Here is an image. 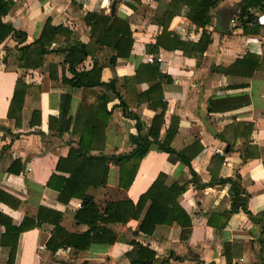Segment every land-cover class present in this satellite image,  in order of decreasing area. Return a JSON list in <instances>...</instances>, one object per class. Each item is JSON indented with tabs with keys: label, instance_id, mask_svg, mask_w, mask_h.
<instances>
[{
	"label": "crops",
	"instance_id": "crops-1",
	"mask_svg": "<svg viewBox=\"0 0 264 264\" xmlns=\"http://www.w3.org/2000/svg\"><path fill=\"white\" fill-rule=\"evenodd\" d=\"M111 1L11 0L2 15L3 21L25 31L22 43L37 38L45 22L55 27L47 45L50 49L36 66L18 58L12 35L0 42V213L18 224L25 217L35 219L40 206L47 219L59 212L62 228L51 241L55 249L46 246L53 232L50 221L41 220L21 230L12 264H128L130 259L141 256L137 243L154 250L152 264H209L210 260L216 264H264V15L259 19L256 15L264 10V0L249 7L258 22L256 31H252L251 22H245L242 28L236 15L242 0H219L205 25L211 41L199 58L162 44L155 50H146L145 44L153 42L161 30L153 17L168 0H115L113 14L126 22L131 43L125 55L115 57L113 65L108 63L113 51L90 35L91 27L83 17L87 10L110 14ZM234 6L230 25L226 15ZM187 7L180 5L166 28L180 38L196 40L201 27L185 17ZM217 11L225 32L215 30ZM72 39L84 42L86 50L74 68L89 70L91 81L104 83L113 79L120 97L104 84L91 82L83 87L65 80L72 72L62 61L63 53L53 48ZM246 52L259 62L250 74L221 71V66ZM148 54L152 60L146 59ZM27 55L39 58L33 52ZM151 61L157 62L159 72L168 80L148 77L141 68L136 73L139 64ZM236 68L238 65L233 66V70ZM159 77L165 107L153 132L161 140L170 120L176 119L169 145L189 157L190 167L204 185L191 181L189 166L180 159L170 160L150 135L151 141L138 159L131 181L126 187L119 184L120 167L111 155L131 150L134 142L130 134L136 133L135 119L123 113L120 98L125 108L138 117L139 132L145 133L160 106L140 96ZM17 80L26 89L19 111L16 101L11 108L13 115H7ZM199 94V106L213 126L214 135L195 113ZM79 143L85 154L106 157L102 164L106 167L105 181L90 183L85 190L94 208L101 212L108 201L130 200L134 205L139 194L161 173L164 185L184 186L175 199L189 218L185 236L180 237L181 226L175 221L156 223L150 233L137 230L147 199L136 217L113 222L97 220L114 233L113 241L92 239L84 248L74 247L69 234L81 233L90 224L74 216L80 198L71 196L63 201L57 197L55 184L62 172L56 171L55 164ZM59 163L64 165L63 161ZM129 165L125 161L123 169ZM235 172L246 193V208L260 215L257 220L240 208L230 209L229 182H219L218 178ZM3 231L0 223V236ZM7 251L8 245L0 244V264H5Z\"/></svg>",
	"mask_w": 264,
	"mask_h": 264
},
{
	"label": "trees",
	"instance_id": "trees-1",
	"mask_svg": "<svg viewBox=\"0 0 264 264\" xmlns=\"http://www.w3.org/2000/svg\"><path fill=\"white\" fill-rule=\"evenodd\" d=\"M218 1L219 0H168L166 7L156 13L153 17V20L161 25V30L159 34L155 36L153 42H147L145 44L146 50L150 51V49H152L151 47L155 50L157 45L162 44L163 47L179 48L183 54L199 58L206 48V45L211 41V36L206 30L205 25L210 21V10ZM259 2L260 0H242L239 4L236 15L241 21L242 28L244 27L243 24L245 22H251L254 24V29H252V31L257 30L258 22L253 13L249 11V7L255 6ZM10 4L11 0H0V42H2L9 34L12 35L16 41L15 49L18 50V58L22 59L25 64L28 63L36 66L41 63L42 54L50 49L47 45H49L52 39V32L55 27L51 26L48 22H45L41 29V33L37 38L30 43H22L26 36L25 31L20 28H15L10 23L2 20V15L7 12ZM182 4L188 6L185 12V17L189 22L197 27H201L200 35L196 40L180 38L176 33L169 31L166 28L170 17L173 13L178 12V8ZM83 17L85 22L91 27L90 35L93 36L98 43L105 44L113 51V54L108 58V63L110 65H113L116 56L125 55L128 52L131 43V36L130 31L126 29L127 25L123 18L115 14H105L95 10H87ZM53 49L63 53L62 61L67 64L68 69L72 72L71 77L65 79L67 82L72 85H82L83 87L91 84V82L104 84L109 86L114 93L120 97L114 90L113 79H109L104 83L99 80L91 81L89 78L91 76V73L88 72L89 70L82 71L81 69L77 71L74 68V65L81 61L86 54L84 42L72 39L71 41H68L67 44L56 46ZM31 52L39 58L37 59L34 56L27 55V53ZM234 65H238V68L235 70H233ZM258 65L259 62L257 59L246 52L241 56L236 57L227 66H221L220 68L221 71L226 73H243L247 75ZM140 68L147 72L148 77L152 78L154 76H160L168 80L164 74L159 72L156 61H151L144 65L139 64L136 73L139 72ZM160 77L158 81L146 87L140 96V98H145L147 102L153 106H160V111L153 115L151 123L145 133L142 134L139 132L140 125L138 117L132 111L125 108V105L120 98V105L123 113L135 119L134 125L136 133L130 134V140L134 142V146L131 150L126 153L111 155V160L118 163L120 167L119 184L123 187H126L129 184L134 174L138 159L143 155L152 139L157 143L161 150L168 153V158L170 160L180 159L189 166L191 181L196 185H204L203 182H200L196 172L190 167L189 157L185 155L183 151L175 150L169 145V140L174 134L176 128V119L174 118V120H170L164 137L161 140H158L155 136L156 132H153V129H157L160 124L162 112L165 107V102L161 98L162 90ZM25 89L26 86L17 80L7 106V115H13L11 108H13V104L16 101H18L17 111H19L22 94ZM244 100L246 101L247 99ZM65 108L66 105H64L62 109V113ZM147 135H150L151 139H149ZM105 160L106 157L102 155L85 154L84 147H81V143H79L76 147H70L66 156L63 158L59 157L56 161V171L62 172L59 176V183L55 184L57 197L63 201H67L71 196L80 198V207L75 210L74 216L77 220L81 219L90 224L89 228L81 233L69 234L73 238V241L69 242L74 247L84 248L92 239L99 242L113 241L115 239L114 233H110L108 227L98 224L97 220L101 222H113L119 220L125 221L129 216L136 217L147 199L149 200V203L145 208L137 230H140L143 233H150L156 223L169 224L175 221L181 226L180 237L183 238L185 236L189 227V218L175 199L176 195L183 190L184 186L175 183L169 186L164 185L161 173L152 180L144 192L139 194L134 205H132L130 200L119 202L108 201L103 206L101 212L94 208L91 195L86 193L85 190L90 183L100 184L105 181L106 167L102 165ZM59 161H63L64 165L59 163ZM125 161L130 162L127 170L123 169ZM218 181L229 182L228 190L231 210L240 208L253 220H257L260 217V215L252 214L247 210L246 193L240 183L237 172H235L233 176L218 178ZM47 182L51 185V181ZM40 208L41 207L39 206L35 219L32 217H25L22 218L18 224L11 223L9 218L6 219V217L0 213V223L4 226V231L0 236V244L8 245L5 264H12L18 233L25 228L39 224L41 220H48L53 223V232H51L46 240V246L49 249H55L57 247L52 244L51 241L55 240V235H57L62 229L58 223L60 213H52L47 219L40 212ZM137 247L141 256L130 259L128 264H152V260L155 257L154 250L147 248V246L140 243H137ZM262 263L263 262L260 261L257 264Z\"/></svg>",
	"mask_w": 264,
	"mask_h": 264
},
{
	"label": "water",
	"instance_id": "water-1",
	"mask_svg": "<svg viewBox=\"0 0 264 264\" xmlns=\"http://www.w3.org/2000/svg\"><path fill=\"white\" fill-rule=\"evenodd\" d=\"M114 3H115V0H112L111 3H110V6H109V12H110V14H113L114 13ZM235 11H236V7L235 6L233 8H231V10L228 11V13L226 15L227 16L226 17L227 22H228V19L231 17V15H233L235 13ZM219 15H220V13L217 11L216 14H215V18L216 19H215V23H214L215 30L216 31H220L221 30V31H224L225 32L226 31L225 28L223 26H220V20L218 19ZM200 100H201V98H200V94H199L198 101L196 103V112L195 113L198 116V118L201 121V123L203 124V126L206 128V130L210 134L214 135L215 134V130H214L213 126L206 119V116L204 114L203 109L199 106ZM209 264H216V263H214L212 260H210L209 261Z\"/></svg>",
	"mask_w": 264,
	"mask_h": 264
},
{
	"label": "built area",
	"instance_id": "built-area-1",
	"mask_svg": "<svg viewBox=\"0 0 264 264\" xmlns=\"http://www.w3.org/2000/svg\"><path fill=\"white\" fill-rule=\"evenodd\" d=\"M256 15H257V19H259L261 15H264V10L262 11V13H261L260 15H259V13H256ZM232 22H233V16H231V17L229 18V24H230V25H231ZM146 59H147V60H152L153 58H152L151 55H147ZM217 151H218L220 154L223 153L222 149H217Z\"/></svg>",
	"mask_w": 264,
	"mask_h": 264
}]
</instances>
